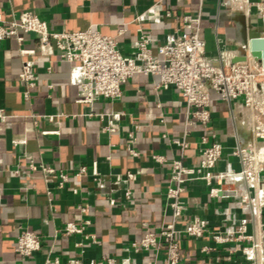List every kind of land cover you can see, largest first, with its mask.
<instances>
[{
	"label": "crops",
	"instance_id": "0c3cea01",
	"mask_svg": "<svg viewBox=\"0 0 264 264\" xmlns=\"http://www.w3.org/2000/svg\"><path fill=\"white\" fill-rule=\"evenodd\" d=\"M198 0H0V13L6 22L23 11H31L45 19L52 30L78 31L95 28L102 34L115 36L122 53H129L132 42L142 27L163 42L167 33L181 23V15L197 8ZM153 6L152 11L148 8ZM170 10L171 16L165 11ZM141 12L156 16L159 23L138 21ZM122 32L120 33V31ZM262 31V19L254 11L242 7L220 9L218 0H206L203 32L207 51L216 49L213 33L223 36L224 46L237 48L251 31ZM22 46L35 50L22 55L15 37L0 41V108L9 117L0 121V264H43L47 257L100 259L111 256L131 262L153 260V252H132L130 242L140 238L148 225L159 226L169 221L164 214V192L168 185L169 163L157 164L151 155L163 154L169 160L180 155L171 139L181 138L185 126V106L181 94L173 88L155 90L153 78L137 74L122 86L123 94L115 100L99 98L92 104L79 102L82 77L72 63L59 58L55 45L42 46L32 33H22ZM35 60L37 85L24 101L19 72L24 59ZM160 103L161 106H157ZM212 120L209 128L194 124L189 137L191 146L185 152V163L199 160L198 142L208 129L215 132L225 147V160L219 168L226 169L237 162L227 157L233 146V132L245 141L251 139L253 113L243 105H232L213 93ZM123 112L116 132L102 129L104 122L95 113ZM92 113V115H90ZM165 125L159 123L160 114ZM45 114L53 115L52 119ZM135 123L136 141L128 137ZM167 137H163V133ZM130 144L139 151L133 157ZM34 163V168L30 164ZM41 164L67 172L69 180L59 186L57 178L46 176ZM96 165L98 174H93ZM87 172L78 177L77 168ZM127 171L137 174L136 181L127 182ZM133 190L134 199L125 198V189ZM76 190V191H75ZM190 205L187 218L207 216L215 226H221L224 209L222 200L209 201L204 186L189 183ZM116 199L110 205L108 196ZM86 207L81 212L78 205ZM88 219L85 233L96 236V242L84 234L65 235L62 231L69 221ZM264 221V214L261 219ZM23 229L36 232L41 247L31 257L24 258L16 250V239ZM248 232H252L251 224ZM210 245V253L201 247ZM183 264H242L244 254L250 253L249 243L235 248V243L216 246L209 236L199 239L182 237L180 241ZM234 248L232 253L229 249ZM162 254L158 256V263Z\"/></svg>",
	"mask_w": 264,
	"mask_h": 264
},
{
	"label": "built area",
	"instance_id": "2783aa9c",
	"mask_svg": "<svg viewBox=\"0 0 264 264\" xmlns=\"http://www.w3.org/2000/svg\"><path fill=\"white\" fill-rule=\"evenodd\" d=\"M206 0H198L197 8L181 15V23L167 33L163 42L139 27V34L132 42L131 52L125 54L118 48L115 36L102 34L95 28L68 31L52 30L47 21L34 12L23 11L11 21L6 22L0 13V41L15 37L20 44L22 55L35 53L34 49L22 46V33H32L38 37L42 46L55 45L59 50V58L72 63L79 72L82 81L79 84V102L92 104L99 98L110 100L122 96V86L137 74L151 76L155 90L173 88L183 97L185 106V126L181 138L171 139L180 149V155L169 160L163 154L154 153L152 160L157 164L169 163L168 185L165 189L164 214L169 221L159 226L148 225L143 235L130 242L132 252H153V260L131 262L129 259H116L111 256L95 258H68L62 262L58 256L47 257L43 264H183L180 241L182 237L199 239L209 236L216 246H225L234 242L238 249L244 243H249L250 253L244 254L242 264H263L264 258V67L249 54L244 61H233L239 55L237 48L224 46L223 36L213 33L216 49L207 51V41L203 32V21ZM239 6L245 12H256L262 19L264 33V0H218L220 9H230ZM153 6L148 8L152 11ZM171 16V11H165ZM138 21L159 23L160 14L156 16L141 12ZM122 30L120 31V33ZM244 46V45H243ZM35 60L26 58L19 72L23 84L22 95L28 102L32 89L39 80L34 71ZM217 94L221 100L232 105L237 102L253 113L250 127L251 139L245 141L233 132V146L227 157L234 159L238 168L230 163L226 169H220L225 159V147L217 134L207 130L199 138V160L188 165L185 163V152L191 146L189 137L192 126L196 123L209 128L212 120V94ZM157 106H161L157 103ZM92 115V113H90ZM103 122L102 129L106 132H116L123 112L95 113ZM52 119L53 115L45 114ZM9 115L0 108V121H5ZM165 116L160 114L159 123L165 125ZM140 124L135 123L129 130L128 138L135 142V131ZM163 137H167L164 132ZM129 154L139 156V151L132 145H127ZM34 163L30 164L34 168ZM41 170L46 176L58 179L59 186H64L69 180V174L57 171L52 166L41 164ZM87 172L85 166L77 168L74 175L82 176ZM93 174L97 175L94 165ZM137 174L127 171L126 181H136ZM189 183H200L204 186L209 201L222 200L227 203L224 209L215 208L216 214L222 215L221 226H215L207 216L187 218L186 212L190 205L187 194ZM76 191V190H75ZM125 198L134 199L133 190L125 189ZM110 205L116 204L111 195L107 197ZM81 212L86 207L78 205ZM88 219L67 222L62 231L65 235L84 234L85 238L96 242V236L85 233ZM251 224L252 232H248ZM41 247V238L33 230L23 229L16 239L15 250L24 257H31ZM213 247L204 245L202 253H210ZM235 249H229L232 253ZM162 254L158 263V256ZM230 258L229 255L217 258L213 262ZM213 262H211L213 264ZM215 264V263H214Z\"/></svg>",
	"mask_w": 264,
	"mask_h": 264
},
{
	"label": "water",
	"instance_id": "95a60500",
	"mask_svg": "<svg viewBox=\"0 0 264 264\" xmlns=\"http://www.w3.org/2000/svg\"><path fill=\"white\" fill-rule=\"evenodd\" d=\"M238 51L239 55L233 61H244L249 54L264 67V33L262 31L251 30L242 39L241 45L238 46Z\"/></svg>",
	"mask_w": 264,
	"mask_h": 264
}]
</instances>
